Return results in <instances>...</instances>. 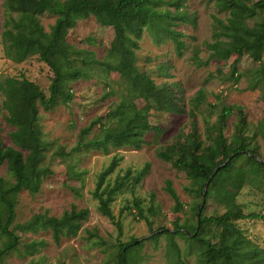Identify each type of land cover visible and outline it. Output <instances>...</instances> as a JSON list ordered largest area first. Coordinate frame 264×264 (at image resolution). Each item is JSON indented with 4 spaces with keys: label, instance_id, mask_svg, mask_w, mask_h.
<instances>
[{
    "label": "rangeland",
    "instance_id": "374dc122",
    "mask_svg": "<svg viewBox=\"0 0 264 264\" xmlns=\"http://www.w3.org/2000/svg\"><path fill=\"white\" fill-rule=\"evenodd\" d=\"M243 1L252 5L262 0ZM6 3L7 0H0V76L26 78L50 96L55 74L39 56L19 64L5 55L2 33L8 19ZM168 8L166 4L160 6L161 10ZM170 9L175 12V8ZM181 11L185 21L173 29L185 35L183 54L178 55L171 40L165 37L159 39L146 29L139 41L140 50L136 52V66L156 85L172 86L185 113H166L154 107L149 120L161 132L146 134L147 144L139 150L113 145H109L107 150L86 147L85 143L101 136V125L116 124V120H110L108 116L116 105L125 101L128 105L133 102L137 108H142L146 101L132 99L129 80L113 69L119 58L109 55L115 39L112 27H104L94 16H90L70 30L66 40L68 61L63 60L61 64L64 69L83 70L86 78L64 86V90L73 95L71 103L60 100L49 109L39 104L37 129L43 145L40 166L50 168L52 173L43 178L39 193L33 195L23 190L16 196L15 217L10 230L16 233L20 243L17 249L3 257L0 264H119L121 246L132 243L134 239L141 245L131 249L129 264H200L202 249L199 243L192 241L191 234L174 237L180 252L178 256L171 253L169 237H151L159 230L175 232L183 226L192 229L198 220L197 206L203 201V215L207 217L222 215L226 208L215 200L214 195L204 200L200 184L157 154L172 145L178 148L193 146L198 154H203L218 135L223 109L240 106L245 112L246 134L252 138L249 148L264 161V138L257 131V127L264 123V80L258 73L260 63L248 55L241 58L234 55L229 60H209L211 52L207 45L216 40V18L226 22L228 12L221 11L208 0H186ZM13 17L18 19L16 13ZM56 19L57 16L50 12L39 17L47 33L51 32ZM258 22H264V12L247 23L253 27ZM220 39L227 41L224 37ZM82 58H96L107 63L91 64L82 62ZM195 58L208 60V65L198 67ZM234 67L237 69L235 75ZM238 75L241 77L237 82ZM232 112L224 129L229 144L240 131L238 111L234 109ZM2 114L7 112L3 110ZM96 120L100 123L84 133ZM0 126L4 146H13L11 135L16 128L5 121L4 115L0 116ZM115 157L120 159L119 164L107 176L103 188L113 186L118 180L125 181V186L114 195L110 204L114 216L111 219L101 213L94 194L99 176ZM242 165L243 160L235 163L230 182V188L238 193L236 203L244 214L256 213L264 218V188L241 181L237 172ZM143 170L147 173L135 186L133 178ZM0 176L9 184L14 183L6 162L0 163ZM167 180L172 182L184 205L180 212L174 210L175 202L165 190ZM72 208L88 209V220L76 237L62 236L58 244L52 237L51 229L41 227V222L36 230L20 227L30 224L36 217L41 220L61 218ZM3 223H6V218H3ZM236 224L263 250L264 255V221L241 220ZM218 233V229L211 227L209 238L215 241L213 235ZM6 242L7 237L0 231V249ZM32 244L36 245L35 249Z\"/></svg>",
    "mask_w": 264,
    "mask_h": 264
},
{
    "label": "trees",
    "instance_id": "16d2710c",
    "mask_svg": "<svg viewBox=\"0 0 264 264\" xmlns=\"http://www.w3.org/2000/svg\"><path fill=\"white\" fill-rule=\"evenodd\" d=\"M185 1L7 0L8 19L2 33L6 57L20 64L31 57L39 56L53 70L55 78L50 87V96H47L37 84L26 78L0 76V95L3 98L0 116L4 115L5 121L16 128L11 135L13 146L5 147L0 126V163H7L8 173L14 179V183L9 184L0 176V231L7 237V242L0 249V261L9 252L17 249L20 243L16 233L10 230L15 217L16 196L23 190L33 195L39 193L43 178L52 173L50 168L40 166L43 145L37 129L40 116L39 104L49 109L60 100L71 103L73 95L70 91L64 90V86L72 81L86 78L85 72L81 69L62 67L61 62L68 61L66 54L69 46L66 40L70 30L74 29L79 21L88 19L90 16H94L102 26L112 27L115 31V39L109 55L119 58V62L113 69L129 80L132 99L140 98L146 101L142 108H137L133 102L128 105L125 101L116 105L108 115L110 120H116V124L101 125V136L85 143L86 147L107 150L109 145H113L139 150L147 144L146 134L151 131L157 134L161 132V129L153 127L149 120L154 107L166 113H185L172 86L156 85L154 80L139 71L136 66V52L140 50L139 41L146 29L156 34L159 39L165 37L171 40L178 55L183 54L185 35L174 30L173 27L185 21V15L181 11ZM208 1L214 2L221 11L229 13L226 22L216 18V40L207 45L211 52L209 60H229L234 55L239 58L248 55L255 62L260 63L258 73L260 79L264 80V22H258L253 27L247 23L248 20L264 12V0L252 5L243 0ZM162 4L175 8V12L170 8L161 10ZM46 12L57 16L50 33L45 31L39 20V17ZM14 13L18 16L17 20L13 17ZM222 37L227 41L221 40ZM87 61L98 65L107 63L96 58L89 60L82 58V62ZM194 62L198 67L208 65V60L199 58H195ZM236 73L237 69L234 67L233 74ZM240 77L238 75L237 82ZM234 109L238 111L240 131L229 144L224 135V129L227 118L232 115ZM3 110L7 114H2ZM99 123L100 120L94 121L84 133ZM246 131L247 122L243 108L225 107L220 116L218 135L203 154H198L197 148L193 146L178 148L175 145L158 152L160 159L173 163L176 168L185 171L192 180L201 185L204 200L214 195L215 200L225 206L226 212L219 216H204L205 201H203L197 206L198 220L192 229L189 226H183L177 228L175 232L159 230L153 233L151 239L166 235L170 239L171 253L178 256L180 252L174 237L176 235L187 237L191 234L192 241L199 243L202 249L199 257L200 264H264L263 250L236 224L241 220L264 221V218L256 213L244 214L236 203L238 193L230 188L234 166L239 160L244 162L237 172L241 181L259 189L264 188V161L249 148L252 138L246 134ZM257 131L264 138V123L257 127ZM24 152L27 154L25 155ZM119 160L115 157L109 167L101 173L94 194L99 201L101 213L111 219L114 216L110 204L114 195L124 188L125 181L118 180L113 186L103 187L107 176L118 166ZM146 173L147 171L143 170L137 174L133 178V184L139 185ZM128 176H131V172ZM206 186L207 190L204 191ZM165 190L175 202L174 210L180 212L184 205L170 180L166 181ZM89 214L88 209L72 208L61 218L51 217L41 220L40 217H36L30 224L20 227L36 230L41 222V227L51 229L52 237L58 244L62 236L76 237L83 223L88 220ZM3 218H6V223H3ZM211 227L219 230L218 234L213 235L215 241L209 238ZM140 245L141 242L136 239L130 244H123L118 254L119 264H129L128 255L131 249ZM32 247L35 249L36 245L32 244Z\"/></svg>",
    "mask_w": 264,
    "mask_h": 264
},
{
    "label": "water",
    "instance_id": "95a60500",
    "mask_svg": "<svg viewBox=\"0 0 264 264\" xmlns=\"http://www.w3.org/2000/svg\"><path fill=\"white\" fill-rule=\"evenodd\" d=\"M227 163H228V161H227ZM227 163H226V164H227ZM226 164H224V166H225ZM216 172H217V170L215 171V173H216ZM215 173H214V174H215ZM206 190H207V186L205 187V191H206ZM136 243H138V242H136Z\"/></svg>",
    "mask_w": 264,
    "mask_h": 264
}]
</instances>
